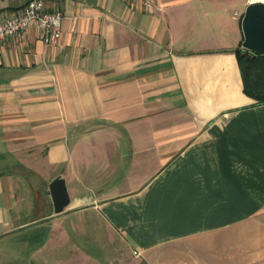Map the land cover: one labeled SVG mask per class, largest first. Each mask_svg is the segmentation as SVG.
I'll return each mask as SVG.
<instances>
[{"label": "crops", "instance_id": "crops-1", "mask_svg": "<svg viewBox=\"0 0 264 264\" xmlns=\"http://www.w3.org/2000/svg\"><path fill=\"white\" fill-rule=\"evenodd\" d=\"M30 0H0V22ZM46 0L0 43V264H264L250 0ZM70 204L55 214L50 184Z\"/></svg>", "mask_w": 264, "mask_h": 264}, {"label": "built area", "instance_id": "built-area-1", "mask_svg": "<svg viewBox=\"0 0 264 264\" xmlns=\"http://www.w3.org/2000/svg\"><path fill=\"white\" fill-rule=\"evenodd\" d=\"M145 10H152L153 0H137ZM46 0H30L26 6L0 22V43L16 34H23L31 27H38L44 32V42L54 45L61 39L64 15L61 12L45 11Z\"/></svg>", "mask_w": 264, "mask_h": 264}, {"label": "water", "instance_id": "water-1", "mask_svg": "<svg viewBox=\"0 0 264 264\" xmlns=\"http://www.w3.org/2000/svg\"><path fill=\"white\" fill-rule=\"evenodd\" d=\"M244 49L264 53V0H252L246 7L242 18ZM64 178H56L49 187V194L54 203L55 214H62L69 206L71 198Z\"/></svg>", "mask_w": 264, "mask_h": 264}, {"label": "trees", "instance_id": "trees-1", "mask_svg": "<svg viewBox=\"0 0 264 264\" xmlns=\"http://www.w3.org/2000/svg\"><path fill=\"white\" fill-rule=\"evenodd\" d=\"M243 77L244 92L257 104H264V53L256 54L246 49L236 50Z\"/></svg>", "mask_w": 264, "mask_h": 264}, {"label": "rangeland", "instance_id": "rangeland-1", "mask_svg": "<svg viewBox=\"0 0 264 264\" xmlns=\"http://www.w3.org/2000/svg\"><path fill=\"white\" fill-rule=\"evenodd\" d=\"M250 1H252V0H250Z\"/></svg>", "mask_w": 264, "mask_h": 264}]
</instances>
